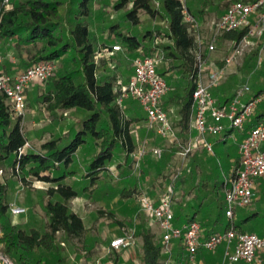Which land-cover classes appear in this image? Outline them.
I'll return each mask as SVG.
<instances>
[{"label": "trees", "instance_id": "trees-1", "mask_svg": "<svg viewBox=\"0 0 264 264\" xmlns=\"http://www.w3.org/2000/svg\"><path fill=\"white\" fill-rule=\"evenodd\" d=\"M94 1L11 0V7H8L9 4L0 0V42L14 40L18 47H22L27 52L28 62L25 63L24 68L46 60L56 62V60L65 59L68 63L61 74L54 73L49 79L51 80L50 89L44 95L48 110L57 112L77 108L89 113L81 126H72L71 130L64 135L44 142L39 150L28 148L22 152L27 143L22 118H13L6 96L0 93V165L10 163L18 174L27 168L29 175L51 185L47 189L48 199L44 205L48 217L46 230L41 232L37 228H31L27 231L18 224L12 223L9 215L7 184L0 180L2 231L0 245H3V254L14 264H67L62 241H80L87 230L83 218L73 210L72 200L80 195L81 190L91 192L96 188L101 174L110 169L109 166L117 150H124L127 158H132L137 147L132 133L134 125L146 119V113L143 115L141 112L143 109L141 105L134 110L129 108L125 111L123 102H118L121 92L116 87L119 78L116 72L100 76L97 74L100 66L98 55L101 51L97 50L96 43L91 37L88 22L93 14ZM233 1L235 0H231ZM185 3L183 0H159L158 2L156 0H118L115 4L118 10L130 5V9L123 16L129 24V29L123 33L118 23L110 26L111 35L118 36L115 40L118 43L116 45L123 50L119 52L121 53L119 55L113 53L110 59L104 57L102 60L104 64L109 60L110 64L114 63L115 67L119 68L122 55L133 61L135 57L153 55L159 51L163 53V61H169L170 64L177 61V64L173 63L171 68H178L181 71V77L179 83L175 85L176 89L165 96L163 107L169 111L168 104H178L182 132L187 129L189 122L196 73L195 37L184 21ZM230 3L226 2L224 6L227 8ZM188 9L190 10L189 7ZM142 12L153 19L163 21L164 29L158 30V34L150 29H146L144 33L134 31L133 29L141 23ZM191 13L197 17L195 13ZM198 13L203 14L204 10ZM245 33V30L235 31L224 36L239 41ZM159 37L162 40L161 43L154 46L150 44V41L155 43ZM110 41L109 39L105 42L104 49L108 45L112 49ZM259 51L260 48L257 47L249 56L245 64L247 74L256 71ZM260 77L262 80L254 86L248 97L255 98L263 95L264 66L259 70L258 78ZM238 90L230 96L224 93L220 96L217 92L214 95L217 104L227 105ZM133 101L137 100L133 98ZM261 124L264 125V96L256 104L242 130L230 129L225 136L215 137L214 152L210 157L212 162L210 170L197 163V166L204 171L202 181L194 185L201 189L194 194L198 201L192 204L190 213L185 214L181 206L180 210L175 212V222L182 225L190 220L199 221L202 237L231 228L239 233H256L244 223L258 217L259 212L251 210L239 221H236L237 212L232 219L227 218L224 201L225 180L219 181V175L224 174L225 178L230 175L240 159V143L254 127ZM75 127L78 129L75 137L70 140V143H65V139L70 138L72 129ZM86 145L94 146L97 150L82 174L80 181L84 185L81 188L68 182V178L76 174L75 170L69 168L73 164L76 153ZM169 157L166 155L164 160L162 157L157 159V162L167 161ZM131 164L133 167V163ZM224 164L228 168L231 167L229 171H225ZM62 165H65V170L57 176L56 172ZM144 171L143 169L142 173ZM127 177L130 175H121L120 179ZM191 177L194 181L196 177L194 170L191 171ZM135 190L136 188L134 190L124 188L122 195L131 198ZM257 193L264 195V189L259 191L255 189V197ZM213 210L218 211V216L212 219ZM223 217L227 218L225 224ZM60 235L63 240L60 239ZM141 236L142 264H163L165 252L161 243L162 239L157 240L156 234L151 230L143 231ZM174 249V264H188V252L182 240L176 242ZM222 256L223 249L220 247L215 251L201 249L197 255L196 264H220ZM261 257V264H264V253ZM237 264L258 263L240 261Z\"/></svg>", "mask_w": 264, "mask_h": 264}, {"label": "rangeland", "instance_id": "rangeland-1", "mask_svg": "<svg viewBox=\"0 0 264 264\" xmlns=\"http://www.w3.org/2000/svg\"><path fill=\"white\" fill-rule=\"evenodd\" d=\"M24 1V0H19ZM118 0H95L93 3V14L89 18V26L91 30V37L96 43L98 51L101 53L98 55L100 63L97 74H118L117 89L119 86L127 84L129 78L134 72L133 61L124 58L120 60L119 69L115 67L114 63L104 64L103 59L107 57L110 59V55H105L104 47L105 42L110 41V45H116V38L118 36L111 35L110 26L113 23L120 25V30L124 33L129 29L128 22L123 18L126 11L130 9V5L124 9L118 10L115 8V4ZM157 2L159 0H156ZM11 0L8 7H11ZM187 6L191 12L197 15L199 20L198 36L202 37L206 42H209L212 35L210 29V23L213 20L218 19L224 13L226 2L230 3L231 0H185ZM204 10L203 14H199L198 11ZM165 24L160 19H153L144 12L141 13V23L133 30L139 33H144L146 29L152 30L158 34V30H163ZM253 44L246 48L244 56L237 62L227 66L224 69L219 84L214 88L213 94L220 92V96L224 93L227 96L232 95L237 89L242 88L244 85L249 84L251 92L254 86L259 83L262 78L259 77V70L264 66V36L259 38H252ZM161 38H157L155 43L150 41V44L161 43ZM233 40L225 38L223 36L215 43V49L212 52H207L206 56L210 62L219 68L225 67V59L229 56L233 48ZM260 48L257 57V69L249 74L246 73L245 64L249 59V56L257 48ZM110 49L109 45L106 47ZM104 49V50H103ZM103 50V51H102ZM123 50V48H122ZM122 50H119L121 52ZM0 55L3 58L2 66L5 71L12 72L16 67L24 68L25 63L28 62L27 52L15 44V41L0 42ZM14 57L17 62L12 60ZM252 61V60H251ZM162 61L158 66H161ZM55 74L62 73L68 65L65 59L56 60ZM16 66V67H15ZM121 83V85H120ZM51 80L48 81H36L31 84L30 89L27 91V110L23 116V130L26 134L33 150H39L40 146L52 138L64 135L65 131H70L72 126H81L82 121L88 116V112L82 109H67L57 112H51L48 110L46 103L44 102V95L50 89ZM249 96V95H247ZM140 106L138 101H133L132 97H125L123 101V108L127 111L129 108L135 109ZM143 115H145L144 109H141ZM177 110L170 111V118L173 126L176 130V114ZM78 131L77 127L72 129L70 138L65 139V143H70V140L75 137V133ZM177 131V130H176ZM136 140V150L142 144H145L149 148L147 155L142 161L141 170H135L131 166L133 163V156L127 158L124 150H117L113 162L109 166V170L104 171L99 180L97 181L96 188L91 192H85L81 190L80 195L72 200V207L84 221L87 228L82 240H75L73 242H64L62 245L65 247V255L67 257V264H142V232L147 230V226H150L151 222L155 220L145 213L140 207L138 200L133 197L128 198L122 195L124 188L137 191H146L148 194L163 193L167 187L172 186L175 190V198L177 201L176 210L183 206L184 209H189L192 204L198 201L194 198V194L198 193L199 188L195 187L199 184L204 176L200 166L207 167L210 170L212 162L210 160L212 152H206L202 146V165H192V158L195 151L188 157L184 158L178 153L179 146L172 143L166 138L160 137L153 129L148 128L146 119L142 120V123L135 127L132 131ZM178 133V131H177ZM179 135V134H178ZM198 136L196 132L190 135V138L186 139L182 135L179 136L182 142H187L189 139H195ZM209 140L215 137H208ZM214 141V140H213ZM153 147L163 148V158L169 155L167 161L157 162L151 153ZM96 148L91 145L83 146L79 150L75 157L73 164L69 168L76 171V178H69V183L73 185L82 186L81 177L85 172L89 161L96 153ZM191 160V161H190ZM197 163V161H196ZM197 165V164H196ZM225 165V164H224ZM192 167V168H191ZM145 170L142 173V170ZM225 171H229V168L225 165ZM2 170V171H1ZM65 170V165H62L56 175L62 174ZM196 172L195 180L192 181L191 171ZM28 169L21 171L20 174L15 173L10 163L0 165V180L7 184L8 188V203L14 204L25 208V212L14 216L9 210V215L13 224H18L21 228L29 231L31 228H37L41 232L46 230V224L48 223V217L45 213V202L48 199L47 189L51 187L50 183H46L38 178H35L28 174ZM129 174L130 177L126 179H120V176ZM225 180L224 174L219 175V181ZM264 182V179H262ZM137 186V187H136ZM199 187V186H198ZM80 188V189H81ZM264 189V185L260 190ZM107 193V195H106ZM223 197V196H222ZM254 204L249 209L240 208L237 210L236 221H239L251 210L259 212V216L250 220L248 223H244L245 226L252 228L257 234L264 237V195L263 193L256 195ZM189 203L186 208L184 203ZM218 211L213 210L211 217L216 218ZM223 223L227 221L226 217H223ZM133 233L134 244L140 243V249L136 248V255L134 258L125 256L124 254H115L110 249L111 241L119 236L125 235V233ZM2 235L0 227V236ZM161 237V236H160ZM60 239L63 240L60 235ZM157 240H159L157 238ZM162 243V242H161ZM163 244V243H162ZM163 251L165 257L163 258V264H174V251L175 244H170L166 247L163 244ZM3 245H0V264H14L9 258H7L2 252ZM223 249V246L220 247ZM168 251V252H166Z\"/></svg>", "mask_w": 264, "mask_h": 264}, {"label": "built area", "instance_id": "built-area-1", "mask_svg": "<svg viewBox=\"0 0 264 264\" xmlns=\"http://www.w3.org/2000/svg\"><path fill=\"white\" fill-rule=\"evenodd\" d=\"M7 4L10 0H4ZM185 2V0H183ZM184 21L189 31L195 37L194 54L196 58V73L192 92V106L189 117V131H196L198 136L182 142L163 107V100L170 92L171 86L158 72V65L163 61V53L135 57L133 59L134 72L127 84L120 85L118 102L122 103L125 97L136 99L146 113L148 128L179 146L178 153L186 158L199 145L208 152H214L213 143L208 137H223L230 129L242 130L250 118L256 104L262 96L248 97L251 93L249 84L240 88L227 105L217 104L213 89L219 84L224 69L241 59L246 48L253 44L252 38L264 36V0H235L231 2L224 13L210 23L212 30L211 40L206 42L198 36L199 20L184 5ZM246 31L239 41L233 40V48L225 59V67L219 68L209 61L206 54L215 49V43L230 32ZM120 50L118 45L112 49H105L106 55H112ZM14 63L17 60L12 57ZM3 58L0 55V93L6 96L14 119L22 118L27 110V91L36 81H48L56 71V63L52 60L40 61L26 68L7 72L4 70ZM264 125L254 127L242 140L239 146L240 159L233 167L231 173L225 178L224 201L226 216L232 219L237 210L248 208L255 201L256 181L264 177ZM27 140L23 151L30 148ZM149 148L142 144L135 150L133 156V169L141 170L142 161ZM151 153L155 159L163 157L162 147H153ZM18 171V169H16ZM2 171V170H1ZM134 198L142 210L151 216L160 227L162 243L168 247L175 240H182L188 252V264H196L197 255L201 249L215 251L223 246V256L220 264H237L240 261L248 263H262L261 254L264 253V237L257 233H239L231 228L227 231L202 237V228L197 220H190L182 225L175 223V190L167 187L163 193L156 197L146 191H137ZM11 214L18 216L26 210L23 207L10 204ZM133 233H125L114 238L110 243L112 251H119L134 244ZM168 252V251H166Z\"/></svg>", "mask_w": 264, "mask_h": 264}, {"label": "crops", "instance_id": "crops-1", "mask_svg": "<svg viewBox=\"0 0 264 264\" xmlns=\"http://www.w3.org/2000/svg\"><path fill=\"white\" fill-rule=\"evenodd\" d=\"M110 46H113V45H110ZM115 54H117V55H119V54H121V53H119V51H115L114 52ZM106 55V54H105ZM124 58H125V56L124 55H122V57L120 58V60H124ZM109 59V58H108ZM174 64H177V61H176V63L175 62H173ZM173 63H169V61H164L163 62V64L161 65V66H158V72H159V74L162 76V77H164V79H166L167 80V82L169 83V85L172 87L171 88V90L170 91H172V90H174V89H176V84L177 83H179V80H180V77H181V71H179V69L178 68H174V69H172L171 68V66H172V64ZM117 65V64H116ZM216 66V65H215ZM16 67V66H15ZM19 69H23V68H18V67H16L12 72H14V71H16V70H19ZM119 69V68H118ZM213 92H214V90H213ZM219 94H220V92H218ZM248 97V96H247ZM168 106V113H169V117H171L170 116V111H173L174 109H176L177 111H179V106H178V104H176V103H171V104H168L167 105ZM171 119V118H170ZM175 121H176V125H177V128H176V130L178 131V134H179V136L181 137V135L184 137V138H186V139H188V138H190V135L192 134V133H194V132H196V131H193V132H190L189 131V122H188V126H187V129L184 131V132H182V124L180 123V116H179V113L177 112V114H176V119H175ZM142 123V121H140V122H138V123H136L135 125H134V128L135 127H138L140 124ZM68 131H65L64 132V134L65 133H67ZM197 133V132H196ZM210 137H212V136H210ZM53 139V138H52ZM209 139V138H208ZM214 140V141H213ZM209 141H211L212 143H213V145L215 144V138L214 139H212V140H209ZM200 147H202L201 145H199L198 147H197V149H195L196 151H195V153L193 154V156H194V158H192V162L194 163L193 165H192V167L194 168V165L195 166H197L196 164L197 163H200V161H202V158H201V156H202V151L200 150ZM82 149V147L79 149V150H81ZM206 150V149H205ZM206 152H207V150H206ZM209 153V152H208ZM211 154V153H210ZM191 161V160H190ZM196 161H197V163H196ZM200 165H201V163H200ZM191 167V168H192ZM231 168V167H230ZM229 168V169H230ZM76 175V174H75ZM75 175L74 176H72V177H69V178H76L75 177ZM69 178H68V182H69ZM262 179H264V177L263 178H259L257 181H256V187H255V189H256V191H259L260 190V188H262L263 187V185H264V182H262ZM72 184V183H71ZM150 194V193H149ZM158 194V193H157ZM156 194V195H157ZM150 195H152L153 197H155V194H150ZM194 196V195H193ZM194 198H195V196H194ZM178 204V203H177ZM189 203H184V206H185V208H186V206L188 205ZM175 208H176V206H175ZM177 209V208H176ZM175 209V212H177L178 210H176ZM185 211H183L185 214L186 213H190L191 212V209L189 208V209H184ZM177 225H180V224H178L177 222H175ZM147 230H151L153 233H155L156 234V238H158L159 240H161L162 238L160 237L161 236V230H160V227L158 226V223L155 221V222H151L150 223V226H147ZM178 240H175V241H173V244H176V242H177ZM142 244H143V241H142ZM138 247V249H140L139 247H140V243H135V244H133V245H131V246H128V247H126V248H122L121 250H119V251H113V253H115L116 255L117 254H124L125 256H130L131 258H134L135 257V255H136V248ZM174 254V257H175V252L173 253ZM142 255V254H141Z\"/></svg>", "mask_w": 264, "mask_h": 264}]
</instances>
